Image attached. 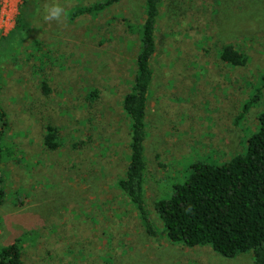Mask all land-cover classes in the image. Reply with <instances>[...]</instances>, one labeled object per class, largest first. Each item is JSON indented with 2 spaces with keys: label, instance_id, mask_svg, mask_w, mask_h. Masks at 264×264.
<instances>
[{
  "label": "rangeland",
  "instance_id": "1",
  "mask_svg": "<svg viewBox=\"0 0 264 264\" xmlns=\"http://www.w3.org/2000/svg\"><path fill=\"white\" fill-rule=\"evenodd\" d=\"M94 1L0 0V246L19 245L21 264H253L248 252L170 242L153 202L191 163L244 150L264 109V87L242 108L264 74V0L161 2L145 109L143 200L154 237L115 183L128 158L121 97L142 0L61 23L43 18L46 4L68 13ZM226 44L246 54L243 66L219 60ZM47 124L54 150L42 144Z\"/></svg>",
  "mask_w": 264,
  "mask_h": 264
},
{
  "label": "trees",
  "instance_id": "2",
  "mask_svg": "<svg viewBox=\"0 0 264 264\" xmlns=\"http://www.w3.org/2000/svg\"><path fill=\"white\" fill-rule=\"evenodd\" d=\"M119 0H97L74 6L68 16L94 15ZM162 0H142L139 45L134 58L130 89L121 97V108L128 119V158L115 183L134 207L146 233L155 230L143 200L146 169L145 109L152 78L151 59L155 52V33ZM220 61L243 66L247 56L231 44L218 50ZM244 103L247 108L264 87ZM43 90L46 87L43 84ZM96 97L95 90L88 98ZM256 125L245 139V148L221 162L195 161L187 166L170 192L153 202V210L162 224L167 239L188 247L208 245L224 257L250 253L253 264H264V109L256 114ZM56 129L45 125L42 144L48 150L58 146ZM2 150L0 149V166ZM3 201L0 189V205ZM0 264H21V248L15 243L0 246ZM103 264H111L104 260Z\"/></svg>",
  "mask_w": 264,
  "mask_h": 264
},
{
  "label": "clouds",
  "instance_id": "3",
  "mask_svg": "<svg viewBox=\"0 0 264 264\" xmlns=\"http://www.w3.org/2000/svg\"><path fill=\"white\" fill-rule=\"evenodd\" d=\"M44 10L46 14L43 18L46 22L55 21L57 23H61L67 19L68 13L59 3H53L50 5L46 4Z\"/></svg>",
  "mask_w": 264,
  "mask_h": 264
}]
</instances>
